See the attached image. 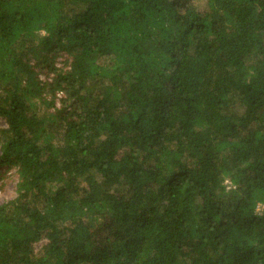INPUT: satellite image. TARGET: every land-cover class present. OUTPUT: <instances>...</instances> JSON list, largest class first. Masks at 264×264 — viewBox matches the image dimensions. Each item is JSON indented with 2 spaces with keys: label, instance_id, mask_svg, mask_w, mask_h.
Returning a JSON list of instances; mask_svg holds the SVG:
<instances>
[{
  "label": "trees",
  "instance_id": "16d2710c",
  "mask_svg": "<svg viewBox=\"0 0 264 264\" xmlns=\"http://www.w3.org/2000/svg\"><path fill=\"white\" fill-rule=\"evenodd\" d=\"M0 121V264H264V0H0Z\"/></svg>",
  "mask_w": 264,
  "mask_h": 264
},
{
  "label": "rangeland",
  "instance_id": "374dc122",
  "mask_svg": "<svg viewBox=\"0 0 264 264\" xmlns=\"http://www.w3.org/2000/svg\"><path fill=\"white\" fill-rule=\"evenodd\" d=\"M60 64L61 62L58 60L57 66L59 67ZM2 125L3 123L0 121V127ZM17 181V174L14 170H0V203L13 198Z\"/></svg>",
  "mask_w": 264,
  "mask_h": 264
}]
</instances>
